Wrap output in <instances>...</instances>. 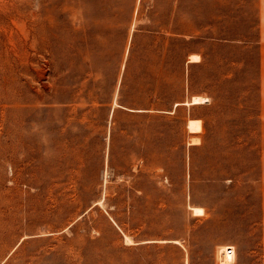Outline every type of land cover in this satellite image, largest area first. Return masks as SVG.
Masks as SVG:
<instances>
[{
  "label": "rangeland",
  "instance_id": "rangeland-1",
  "mask_svg": "<svg viewBox=\"0 0 264 264\" xmlns=\"http://www.w3.org/2000/svg\"><path fill=\"white\" fill-rule=\"evenodd\" d=\"M0 264H264V0H0Z\"/></svg>",
  "mask_w": 264,
  "mask_h": 264
},
{
  "label": "bare ground",
  "instance_id": "bare-ground-1",
  "mask_svg": "<svg viewBox=\"0 0 264 264\" xmlns=\"http://www.w3.org/2000/svg\"><path fill=\"white\" fill-rule=\"evenodd\" d=\"M200 59V56H199V54H192L191 56H190V61H198ZM208 100V98L207 97H203V96H195V97H193L192 98V100L190 101V102H186V103H192V104H196V103H203V102H205V101H207ZM192 142H194V141H192ZM193 208V210L195 211V212H197V213H200V212H202L203 211V207H199V206H194V207H192Z\"/></svg>",
  "mask_w": 264,
  "mask_h": 264
},
{
  "label": "built area",
  "instance_id": "built-area-1",
  "mask_svg": "<svg viewBox=\"0 0 264 264\" xmlns=\"http://www.w3.org/2000/svg\"><path fill=\"white\" fill-rule=\"evenodd\" d=\"M236 250L233 246H227L221 253V263L225 262L227 257L235 256Z\"/></svg>",
  "mask_w": 264,
  "mask_h": 264
}]
</instances>
